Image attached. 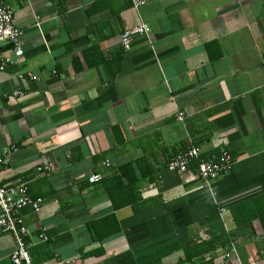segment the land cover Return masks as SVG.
<instances>
[{
	"label": "crops",
	"instance_id": "0c3cea01",
	"mask_svg": "<svg viewBox=\"0 0 264 264\" xmlns=\"http://www.w3.org/2000/svg\"><path fill=\"white\" fill-rule=\"evenodd\" d=\"M0 1L25 32L0 69V185L44 199L22 211L34 264L264 262V0ZM191 146L233 169L170 171ZM16 248L0 230V264Z\"/></svg>",
	"mask_w": 264,
	"mask_h": 264
},
{
	"label": "built area",
	"instance_id": "2783aa9c",
	"mask_svg": "<svg viewBox=\"0 0 264 264\" xmlns=\"http://www.w3.org/2000/svg\"><path fill=\"white\" fill-rule=\"evenodd\" d=\"M133 6L137 9L144 3L151 0H131ZM37 25H40V17H37ZM151 28L141 23L130 29L123 31L121 41L125 50H131L133 39L137 35L148 36ZM24 30L20 28L14 17V11L11 7L0 1V69L3 70L8 64H13L17 60L8 58L3 60L4 48L9 46L14 57H20L24 54ZM22 91H15L14 95H22ZM184 114L178 115L179 120H183ZM16 145L5 146L0 153V171L10 163L13 152L17 151ZM235 158L227 149H222L219 153L213 154L209 158L202 157V150L197 146H191L186 150L178 152L172 157L167 168L176 173H185L193 170L207 182L219 178L221 175L229 173L234 166ZM39 172H52L54 165L52 163L41 164L36 167ZM98 176H93L91 181H97ZM44 199L42 197L33 198L29 194L28 186L22 183L18 186L0 185V230L2 233H8L15 237L17 248L12 255L14 264H34L24 240L28 234V226L22 211L26 207H32L35 212L41 210ZM46 239L44 234L41 235ZM250 264H264L258 261Z\"/></svg>",
	"mask_w": 264,
	"mask_h": 264
}]
</instances>
